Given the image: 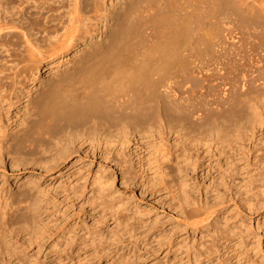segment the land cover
Returning a JSON list of instances; mask_svg holds the SVG:
<instances>
[{
  "label": "rangeland",
  "instance_id": "374dc122",
  "mask_svg": "<svg viewBox=\"0 0 264 264\" xmlns=\"http://www.w3.org/2000/svg\"><path fill=\"white\" fill-rule=\"evenodd\" d=\"M173 1L128 3L120 41L136 51L151 45L163 26L150 17L172 4L194 37L212 30V45L181 51L201 67L172 80L182 99L157 96L139 123L93 119L11 149L9 132L23 128L25 104L0 123V264H264V0ZM76 49L47 58L43 76L64 68ZM217 63L240 80L225 101L223 85L209 86L220 81L203 78ZM258 112L262 124L253 128ZM230 138L246 146L233 161ZM218 185L234 199L222 214L229 233L212 242L188 223L182 199Z\"/></svg>",
  "mask_w": 264,
  "mask_h": 264
},
{
  "label": "bare ground",
  "instance_id": "6f19581e",
  "mask_svg": "<svg viewBox=\"0 0 264 264\" xmlns=\"http://www.w3.org/2000/svg\"><path fill=\"white\" fill-rule=\"evenodd\" d=\"M131 1L123 0L120 5L107 7L106 0H0V123L12 108L21 104H25L28 116L22 121V129L8 131L11 135L8 148H15L26 139H43L46 134L78 129L93 119L109 125L121 117L139 123L155 107L157 96L172 101L183 98L172 80L187 72L195 73L201 67L195 66L194 55H183L181 51L192 46V42L199 51L201 45H212L216 39L213 31L194 37L190 20L178 17L175 14L178 8L175 10L172 4L170 11L150 17L149 24L161 25L163 29L151 45L136 51L120 41L125 30L124 8ZM174 1L172 3H176ZM81 39L86 41L85 45ZM73 49H76L75 56L67 60L68 65L43 76L42 67L47 58ZM3 52L9 54L5 63L1 62ZM225 65L207 66L203 76L208 82L220 81L216 85L209 84L211 87L224 86L221 101L227 100V90H235L240 82L238 75L230 76ZM27 82L34 84V90H23L20 85ZM204 88L203 94L207 95L209 88ZM182 89L185 92V88ZM128 109L130 111L125 113ZM210 114L207 111L200 118L208 119ZM253 122V128L262 124L261 112ZM227 140L234 151L230 157L233 161L236 152L246 146L233 138ZM168 155L170 151L166 152ZM14 161L13 158L12 163ZM220 185L215 192L207 188L194 196L185 192L182 199L187 204L188 223L196 230L211 233L212 242L230 229L222 224V214L234 198H228ZM14 214L10 212L11 216Z\"/></svg>",
  "mask_w": 264,
  "mask_h": 264
}]
</instances>
